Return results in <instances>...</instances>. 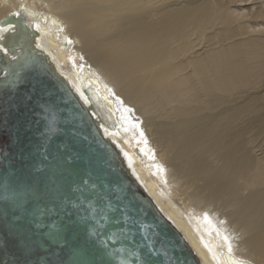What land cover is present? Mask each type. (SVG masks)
Returning <instances> with one entry per match:
<instances>
[{
  "label": "bare ground",
  "instance_id": "6f19581e",
  "mask_svg": "<svg viewBox=\"0 0 264 264\" xmlns=\"http://www.w3.org/2000/svg\"><path fill=\"white\" fill-rule=\"evenodd\" d=\"M0 56L71 89L199 264H264V0H0ZM25 176L0 172V221Z\"/></svg>",
  "mask_w": 264,
  "mask_h": 264
},
{
  "label": "water",
  "instance_id": "95a60500",
  "mask_svg": "<svg viewBox=\"0 0 264 264\" xmlns=\"http://www.w3.org/2000/svg\"><path fill=\"white\" fill-rule=\"evenodd\" d=\"M1 69L0 172L21 166L33 193L0 221L20 263L199 264L50 68L0 56ZM17 101L39 104L15 129L8 105Z\"/></svg>",
  "mask_w": 264,
  "mask_h": 264
},
{
  "label": "rangeland",
  "instance_id": "374dc122",
  "mask_svg": "<svg viewBox=\"0 0 264 264\" xmlns=\"http://www.w3.org/2000/svg\"><path fill=\"white\" fill-rule=\"evenodd\" d=\"M11 199H12V197H7V196H5L4 198H1V202H9V201H11ZM31 232L30 231H26V239L28 238V239H31L30 237H31ZM30 263V262H29Z\"/></svg>",
  "mask_w": 264,
  "mask_h": 264
},
{
  "label": "snow or ice",
  "instance_id": "6c2138e0",
  "mask_svg": "<svg viewBox=\"0 0 264 264\" xmlns=\"http://www.w3.org/2000/svg\"><path fill=\"white\" fill-rule=\"evenodd\" d=\"M142 135V134H141ZM110 207V206H109ZM101 218L103 219V214H101ZM205 220H207V215H205ZM225 240H227V237H225Z\"/></svg>",
  "mask_w": 264,
  "mask_h": 264
}]
</instances>
